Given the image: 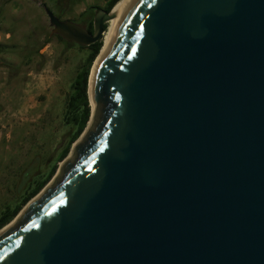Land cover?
I'll return each mask as SVG.
<instances>
[{
	"label": "water",
	"instance_id": "95a60500",
	"mask_svg": "<svg viewBox=\"0 0 264 264\" xmlns=\"http://www.w3.org/2000/svg\"><path fill=\"white\" fill-rule=\"evenodd\" d=\"M113 7L92 31L44 10L88 46ZM99 53L91 122L0 264H264V0H127Z\"/></svg>",
	"mask_w": 264,
	"mask_h": 264
},
{
	"label": "rangeland",
	"instance_id": "374dc122",
	"mask_svg": "<svg viewBox=\"0 0 264 264\" xmlns=\"http://www.w3.org/2000/svg\"><path fill=\"white\" fill-rule=\"evenodd\" d=\"M43 3L62 18L79 23L94 15L95 6L105 7L106 0H26L17 17H9V26L23 38V44L4 61L9 68L0 80V212L20 202L34 180L44 177L55 164L54 173L34 196L49 185L92 119L70 144L66 156L59 159L75 130L65 118L71 83L89 50L60 40L52 32ZM101 41L102 51L105 34ZM45 44L43 51H32L27 60L29 50ZM27 202L3 227L21 214Z\"/></svg>",
	"mask_w": 264,
	"mask_h": 264
},
{
	"label": "trees",
	"instance_id": "16d2710c",
	"mask_svg": "<svg viewBox=\"0 0 264 264\" xmlns=\"http://www.w3.org/2000/svg\"><path fill=\"white\" fill-rule=\"evenodd\" d=\"M119 0H107L106 5L104 9L107 11L110 10ZM43 5L46 6L45 3ZM95 8H99L98 6H95ZM82 15H84V12H81ZM60 19H64L61 17V15L56 14ZM92 17H90L87 20H83L82 22H79L81 25L86 27L89 31H92ZM106 28V25H105ZM12 33L14 32V29L11 28ZM29 33V32H28ZM56 36L60 40H64L61 36ZM66 41V40H64ZM67 42V41H66ZM69 44H75L72 42H68ZM78 45V44H77ZM103 42L101 40H98L88 46H81L78 45L81 48H87L88 55L86 57L85 63L81 66L80 70L77 72L73 82L71 83V91L68 95L67 103L65 106V118L68 123H71L73 127L75 128L73 135L71 139L68 141L64 149L59 155V159H63L69 149L70 144L80 135V133L83 131L84 127L87 124V121H89V115L91 114V110L89 106L88 101V77L90 73L91 66L97 57L98 53L102 49ZM31 46V45H29ZM20 47V46H19ZM0 48L2 49H9V48H15L14 45L4 44L0 43ZM23 49H28V44H25ZM39 49V47H38ZM37 52V48H33L32 50H29L27 53V60L31 58L30 53ZM91 116V115H90ZM56 169L55 164L51 167L49 172L41 178H37L34 180V186L26 192V194L23 195L20 202H18L14 207H6L4 210L0 212V228L3 227L6 223H8L19 211V209L30 199L32 198L49 180L51 175L54 173Z\"/></svg>",
	"mask_w": 264,
	"mask_h": 264
},
{
	"label": "crops",
	"instance_id": "0c3cea01",
	"mask_svg": "<svg viewBox=\"0 0 264 264\" xmlns=\"http://www.w3.org/2000/svg\"><path fill=\"white\" fill-rule=\"evenodd\" d=\"M26 0H0V43L14 45L15 48L2 49L0 48V80L1 76L6 73L8 66L5 60H8L10 55L19 51V46L23 44V38L17 36L15 32L12 33L9 26V17L16 18L18 12L24 9ZM107 2V0H106ZM104 8V7H99ZM96 11V10H95ZM47 44L43 47H37V52L40 53L45 49Z\"/></svg>",
	"mask_w": 264,
	"mask_h": 264
},
{
	"label": "bare ground",
	"instance_id": "6f19581e",
	"mask_svg": "<svg viewBox=\"0 0 264 264\" xmlns=\"http://www.w3.org/2000/svg\"><path fill=\"white\" fill-rule=\"evenodd\" d=\"M126 2H127V0H119V1L114 5V7H113V14H112L111 18L109 19V21L107 22V23H110V24H109V28H108L107 31L105 30L106 32L104 31V33H103V37H104V34H105V44H104L103 50L100 51V54H102V53L104 52L105 48H106L107 45L109 44V42H110V38H111V34H112V30H113V27H114V24H115V22H116V20H117V18H118V16H119V14L121 13L123 7L125 6ZM103 37H102V39H103ZM100 54H99V56H100ZM90 87H91V82H90V84H89V98H90V100H91ZM92 106H93V102H92V100H91V108H92ZM91 118H92V113H91L90 119H91ZM90 119H89V121H90ZM88 126H89V124L87 125V127H88ZM15 220H16V219H15ZM15 220H14V221H15ZM14 221H13V222H14ZM13 222H12V223H13ZM12 223H10V224H12ZM10 224L6 225V227L9 226ZM6 227H4V228H6ZM4 228H3V229H4Z\"/></svg>",
	"mask_w": 264,
	"mask_h": 264
}]
</instances>
